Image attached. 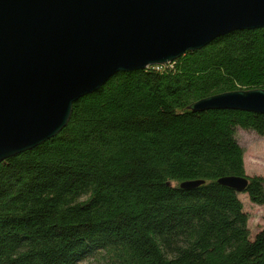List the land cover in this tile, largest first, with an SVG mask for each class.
I'll list each match as a JSON object with an SVG mask.
<instances>
[{
    "label": "trees",
    "instance_id": "1",
    "mask_svg": "<svg viewBox=\"0 0 264 264\" xmlns=\"http://www.w3.org/2000/svg\"><path fill=\"white\" fill-rule=\"evenodd\" d=\"M264 90V29L236 31L170 65L117 73L73 104L67 126L0 163V264H264L239 193L264 206L237 130L264 115L187 107ZM186 181H204L182 190Z\"/></svg>",
    "mask_w": 264,
    "mask_h": 264
},
{
    "label": "water",
    "instance_id": "2",
    "mask_svg": "<svg viewBox=\"0 0 264 264\" xmlns=\"http://www.w3.org/2000/svg\"><path fill=\"white\" fill-rule=\"evenodd\" d=\"M256 29H264V0H0V163L58 135L73 104L117 73L170 65ZM187 109L264 115V90L220 93ZM217 183L239 194L248 184Z\"/></svg>",
    "mask_w": 264,
    "mask_h": 264
},
{
    "label": "rangeland",
    "instance_id": "3",
    "mask_svg": "<svg viewBox=\"0 0 264 264\" xmlns=\"http://www.w3.org/2000/svg\"><path fill=\"white\" fill-rule=\"evenodd\" d=\"M239 144L245 150V169L248 176H261L264 178V137H260L251 131L237 130ZM250 176V177H251ZM240 201L244 204L245 212L248 214V229L250 239L261 229H264V206L252 204L247 195L240 193ZM79 264H103L100 260L88 258Z\"/></svg>",
    "mask_w": 264,
    "mask_h": 264
},
{
    "label": "crops",
    "instance_id": "4",
    "mask_svg": "<svg viewBox=\"0 0 264 264\" xmlns=\"http://www.w3.org/2000/svg\"><path fill=\"white\" fill-rule=\"evenodd\" d=\"M242 147V146H241ZM243 148V147H242ZM243 150H244V148H243ZM244 156H245V150H244ZM244 156H243V160H244V162H245V159H244ZM244 167H245V163H244ZM245 171H246V169H245ZM246 175H248L247 174V172H246ZM251 176V175H250ZM254 176V175H253Z\"/></svg>",
    "mask_w": 264,
    "mask_h": 264
},
{
    "label": "bare ground",
    "instance_id": "5",
    "mask_svg": "<svg viewBox=\"0 0 264 264\" xmlns=\"http://www.w3.org/2000/svg\"><path fill=\"white\" fill-rule=\"evenodd\" d=\"M189 53V52H188ZM184 56V55H183ZM205 183V182H204ZM249 184V183H248ZM198 188V187H197Z\"/></svg>",
    "mask_w": 264,
    "mask_h": 264
}]
</instances>
